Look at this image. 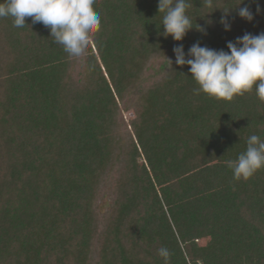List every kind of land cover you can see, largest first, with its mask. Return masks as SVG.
I'll use <instances>...</instances> for the list:
<instances>
[{"label":"trees","instance_id":"trees-1","mask_svg":"<svg viewBox=\"0 0 264 264\" xmlns=\"http://www.w3.org/2000/svg\"><path fill=\"white\" fill-rule=\"evenodd\" d=\"M158 2L95 0L79 59L42 23L0 18V264H165L161 247L167 264H264V169L236 181L225 164L264 140V102L195 95L173 51L259 35L264 0L240 5L252 22L224 12L240 0H188L180 42L160 34Z\"/></svg>","mask_w":264,"mask_h":264},{"label":"clouds","instance_id":"clouds-1","mask_svg":"<svg viewBox=\"0 0 264 264\" xmlns=\"http://www.w3.org/2000/svg\"><path fill=\"white\" fill-rule=\"evenodd\" d=\"M202 3L203 7L213 6V0H202ZM244 3L245 0H240L236 7L224 12L227 14L236 9L239 17L252 22L255 17L250 8L240 7ZM94 4L95 0H0V18L11 17L16 28L24 27L29 17L33 25L42 23L50 29L54 44L61 45L70 58L79 59L91 45L92 35L101 28V16ZM189 7L188 0H159L158 13L163 14L162 26H158L163 28L160 34L183 41L194 27L187 14ZM260 11L257 0V13ZM220 23L226 31L231 30L227 15ZM195 28L206 33L200 25ZM227 48L229 51L216 50L195 43L185 53L183 45L179 44L173 49L175 63L180 67L189 66L191 78L198 85L193 89L195 95L202 92L216 99L232 101L255 89L259 100L264 102V32L259 35L245 33L235 42H228ZM168 60L173 68V61ZM246 145L236 159L225 161L236 181L248 180L264 169V140L252 134ZM157 251L167 264L169 250L161 247Z\"/></svg>","mask_w":264,"mask_h":264},{"label":"rangeland","instance_id":"rangeland-1","mask_svg":"<svg viewBox=\"0 0 264 264\" xmlns=\"http://www.w3.org/2000/svg\"><path fill=\"white\" fill-rule=\"evenodd\" d=\"M124 117L126 120H130L132 115L131 112H125ZM113 206V200L109 192L106 193L105 197L99 202V209L102 214H105L111 210Z\"/></svg>","mask_w":264,"mask_h":264}]
</instances>
